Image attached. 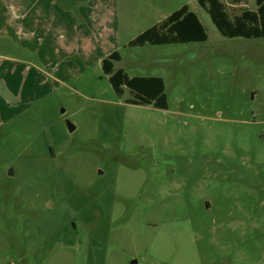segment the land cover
Instances as JSON below:
<instances>
[{"label": "rangeland", "instance_id": "rangeland-1", "mask_svg": "<svg viewBox=\"0 0 264 264\" xmlns=\"http://www.w3.org/2000/svg\"><path fill=\"white\" fill-rule=\"evenodd\" d=\"M181 1L163 13L187 3L206 41L129 46L142 22L77 48L56 62L65 84L47 77L0 126V264H264V37H225ZM222 1L231 18L257 8ZM115 50V69L163 78L166 109L116 95Z\"/></svg>", "mask_w": 264, "mask_h": 264}, {"label": "crops", "instance_id": "crops-1", "mask_svg": "<svg viewBox=\"0 0 264 264\" xmlns=\"http://www.w3.org/2000/svg\"><path fill=\"white\" fill-rule=\"evenodd\" d=\"M173 2L0 0V126L35 108L34 102L51 92L39 90L46 86L47 77L65 84L59 75L60 64L56 63L59 59L70 62L68 54L78 53L77 48L89 50L107 36H117L120 31L141 28L142 22H151L140 29V34L168 17L173 11L163 13V10ZM46 52L63 55L52 61L50 56L43 55ZM24 53L33 54L34 58L36 55V59L22 57Z\"/></svg>", "mask_w": 264, "mask_h": 264}, {"label": "trees", "instance_id": "trees-1", "mask_svg": "<svg viewBox=\"0 0 264 264\" xmlns=\"http://www.w3.org/2000/svg\"><path fill=\"white\" fill-rule=\"evenodd\" d=\"M239 2L240 0H231ZM210 15V18L221 35L234 38H261L264 37V0H255L256 10H245L231 18L225 9L222 0H197ZM208 38L206 30L198 15L184 4L174 10L161 22L152 25L128 42L129 46L145 44L162 45L172 43L203 42ZM121 59L117 50L102 60V71L108 76L113 91L122 96L125 88L129 89L133 97L127 102L138 105H152L155 108H167L165 84L159 76L130 77L122 68L115 69L114 62ZM71 197L76 209L86 204V198ZM101 230V229H100ZM99 230L92 235V241Z\"/></svg>", "mask_w": 264, "mask_h": 264}, {"label": "water", "instance_id": "water-1", "mask_svg": "<svg viewBox=\"0 0 264 264\" xmlns=\"http://www.w3.org/2000/svg\"><path fill=\"white\" fill-rule=\"evenodd\" d=\"M66 125H67V128H68L69 131H73L75 129V126L69 121L66 122ZM133 263L135 264L136 261H133Z\"/></svg>", "mask_w": 264, "mask_h": 264}]
</instances>
